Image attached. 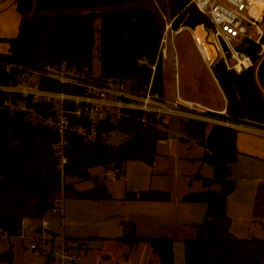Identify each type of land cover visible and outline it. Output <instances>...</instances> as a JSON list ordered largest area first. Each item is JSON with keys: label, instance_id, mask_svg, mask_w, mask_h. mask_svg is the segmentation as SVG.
Masks as SVG:
<instances>
[{"label": "trees", "instance_id": "obj_1", "mask_svg": "<svg viewBox=\"0 0 264 264\" xmlns=\"http://www.w3.org/2000/svg\"><path fill=\"white\" fill-rule=\"evenodd\" d=\"M15 1L21 16L19 33L8 41L9 53L0 54V59L36 70L65 65L84 81L104 84L130 81L133 90H143L152 82V92L164 96L163 62L159 56L164 24L153 10L52 15L63 10L144 0H40L36 19L31 0ZM187 3L188 0L175 3L173 14ZM186 13L189 18L183 27L206 23L202 20L205 17L195 7L188 8ZM184 18L182 15L177 19L175 28ZM98 21L99 27L96 26ZM208 23L212 28L209 20ZM261 44H264V38ZM261 44L244 41L237 47L252 60L253 67L238 74L228 70L224 61H220L215 66V74L228 99L229 120L264 128V53L261 54ZM95 57L100 62L98 75L93 74ZM153 66L155 70H152ZM20 74L19 70L7 73L0 68V84L17 83ZM40 89L70 94L85 92L84 88L62 84L45 76L40 77ZM7 101L16 108L7 106ZM22 103L27 110L19 109ZM77 109L74 103L65 106L70 125L81 129L86 136L96 134L97 140L92 142L82 134L68 133L65 147L68 162L62 168L60 157L53 149L54 144L60 141L59 134L38 121L39 117H55V106L33 102L32 97L0 91V233L7 238L21 236L24 221L45 219L57 198L63 197L64 201L112 200L98 178L93 179L91 169L103 167L108 170L111 167L118 178L128 161H141L149 166L154 164L158 156L157 144L164 136L160 129L161 118L154 115L144 118L140 112L125 111L117 126L111 123L110 116L94 124L85 113L81 117L75 116ZM115 129L125 137L118 146L103 136ZM208 131L209 135L203 142L206 148L203 159L213 167L215 177L204 182L206 188L218 183L221 190H206L184 198L185 202L207 206L205 220L197 226V236L184 241L185 264H264V239L234 236L226 212L228 196L235 189L231 165L237 160V132L217 125L208 127ZM68 178L80 181L93 179L95 187L78 191L74 185L66 183ZM152 198L168 202L171 196L158 192ZM142 247L150 250L152 264H174L173 239L141 238L135 234L105 239L101 249L94 251L93 258L102 264H125L137 259ZM6 255L9 254L0 255V262ZM10 257L12 260L11 254Z\"/></svg>", "mask_w": 264, "mask_h": 264}, {"label": "rangeland", "instance_id": "obj_2", "mask_svg": "<svg viewBox=\"0 0 264 264\" xmlns=\"http://www.w3.org/2000/svg\"><path fill=\"white\" fill-rule=\"evenodd\" d=\"M178 1L179 0H144L143 2L99 8L63 10L57 13H53L52 15H81L87 13L104 14L149 8L157 14L160 22L164 24V30L166 29V25L171 22H173V27L175 28L174 24L176 21H178L177 19H179L180 16L184 15L185 18L182 23H180L178 28H175L179 29L181 26H183L189 16L186 13L187 5L185 7L184 5H182L178 12L173 14L172 8ZM202 20L206 23H203L196 27L186 26L184 27L185 30H183L182 33L173 38L169 35V58L163 62L164 74L167 80V94L169 97L170 94H175L174 78L175 72L177 71L178 76H180L181 78V93L183 96L185 95L186 91L190 94H197L198 92H200L202 94V97H205V99L207 98V100L208 98L211 99L212 104L219 105L222 109L224 107L225 100L219 94V92H216V88L213 87L208 68L203 63L200 54L198 53L196 40L193 38L192 32L190 31V29H193L194 33H196V30L198 29V33L202 36V38H204L205 40L207 39L213 41L214 39L212 37V28L208 23V19L205 18ZM99 24V21L96 22L97 27H99ZM202 25H205L206 27H203ZM232 44L235 47H238L240 45L237 42H232ZM96 45H99V41L96 42ZM217 53V50H214L212 57V59L216 61V64L220 61H223L222 55H219V53ZM175 55H177L179 69H175ZM93 68V74L98 75L100 72V62L97 57L94 58ZM38 81L39 79L37 77H32L28 85L32 86L33 88L40 87L38 86L40 85ZM198 88L200 90H198ZM56 108H58V106ZM209 115H212L211 118L215 121H221L224 123L229 121L228 116L226 117L216 113H209ZM194 119L196 121H201L196 118ZM175 121L181 125V127L176 128V122H174V125L176 127L173 125L174 127H171L169 130L170 132H173L171 133V135L174 136L173 138H175V142L173 143L175 150L170 151L168 142H166L165 140H160L158 145V152L161 154V158L157 166L150 167L143 162H126L123 166L122 175L119 176L118 181L115 182L113 181L112 175L109 174L110 172H112L113 174L116 173L112 171L111 167L108 170H105L103 167L91 169V175L93 176V179L98 178L100 184L104 185L107 192L112 196V200L97 203L87 200L66 199L64 201L65 208L62 215L63 217L61 215L47 216V220L51 225L50 228L56 231V226L58 222L61 221L63 227L58 228L60 235H64L65 237H80V240L71 238L72 241H74L73 243H80L81 251H77V254L80 257V261L78 262V264L90 263V260L94 255L93 251L100 248L101 242L104 239L103 236H106L107 238H123L124 236L130 234H135L138 237L152 234L153 232H155V230L153 229V225L148 226L150 220L155 221V223L156 221L160 220H162L163 222L167 221L168 223L173 222L174 224L179 222V224H176L178 225V228H174L175 230H173L174 233L164 232L163 234H161V236H165L163 238H174L173 241L177 249V254L180 253V248L181 253L184 254L183 240L192 239L197 236V227L190 224V221L185 218L187 217V215L192 216L191 218H189L190 220H193L195 224L202 225L205 220L204 211L206 212L207 210L206 204L201 205L203 208L195 206L196 208L194 209V212H192L193 214L191 213V215L189 213V210L186 208V205L182 202H179L178 204H173L171 203V201L160 202L154 200L152 197L155 193H157V188L160 187L164 188L163 191H165L166 193L171 192L173 197L177 195L180 196L184 192H200L204 190L202 183L199 181H195L193 184H191V186H186L184 184V180L188 179L186 175H188L190 170H192L193 168L192 164H187V162H189L190 156L192 158H201V156H203L205 151L203 142L206 141V137H204V130L208 126L210 127L217 124H215L214 122L210 123L201 121V126L196 124H193L191 126L188 121ZM192 127H195L197 130L195 132V137L194 135H192ZM163 129L164 131L166 130V128ZM180 138L184 139L180 141ZM124 139L125 137L123 135H112L110 143L112 145H118V143L123 142ZM185 149L190 150L186 151ZM162 161H164L163 165L160 164L162 163ZM182 163L184 164V168H181ZM208 169L210 171L209 175H211V168ZM106 172L108 173V175H105ZM161 172L165 173L161 174ZM93 179L88 181H80L68 178L66 179V183L74 185L75 189H77L78 191H85L95 186ZM237 182L238 184H242L239 179H237ZM213 189L216 191H220L221 188L219 185H216L213 187ZM143 191L151 192V198L148 201L137 199V197H139L140 195L139 193ZM238 195L239 200L242 195ZM259 199V209L262 208L261 214H263L264 192L262 191V189L259 193ZM236 202L237 200H234L233 203ZM174 205L176 206V208ZM199 209H201V213L199 212ZM165 215H170L172 217L170 220H168L166 219ZM178 216H180L179 219ZM158 218L161 219L155 220ZM257 221H259V224H261L260 222L262 221V218H256L253 223ZM97 223H100V226L96 225ZM39 226L40 221L31 220L23 227L24 239L1 238L0 255H9H6L4 260L0 262V264H52L51 261L48 262L47 255L38 251H32L30 248V238L31 236H34L35 230ZM233 229H236L235 226ZM261 229L257 228L256 230H258V232L244 234V236H246V238L248 239H264V228ZM233 233L236 236H239L235 231ZM70 237H68L69 240ZM10 254L13 257L12 260H10Z\"/></svg>", "mask_w": 264, "mask_h": 264}, {"label": "built area", "instance_id": "obj_3", "mask_svg": "<svg viewBox=\"0 0 264 264\" xmlns=\"http://www.w3.org/2000/svg\"><path fill=\"white\" fill-rule=\"evenodd\" d=\"M192 7H195L211 23L215 47L220 53L219 55H222L228 70H233L240 74L242 71L254 66L252 60L246 54L239 51L232 42L239 44H242L244 41L255 42L257 44L262 43L264 38V0H189L186 9ZM183 30H185L183 26L175 29L173 22L166 25L159 50L162 62L168 59L169 35L173 38L182 33ZM190 31L197 42L199 50L202 52L204 58L207 59L200 38L192 29ZM219 38L223 39L229 49L231 61L233 62L232 65L229 64L225 57ZM261 47V54H263L264 44H261ZM174 61H177L176 55L174 56ZM141 63L146 62L142 61ZM0 68L7 73H10L12 70L21 71L17 83H10L9 85L0 84V91L21 95L24 98L32 97L33 102L52 103L55 108L58 106L55 117H39L38 121H42L44 125L49 126L59 134L60 141L54 144L53 149L56 151L58 157H60V166L62 168L68 162L65 154L68 133L75 132L82 134L92 142H96L97 140L96 134L86 136L81 129L70 125L68 117L65 114V106L69 103H74L78 107L74 112L75 116L81 117L85 113L94 124L102 120L105 121L110 116L111 123L117 126L125 111H135L142 113L144 118L147 115H154L157 118L183 116L210 123L214 122L217 125L233 130L247 127L246 124H237L231 120L226 123L215 121L209 113H216L227 117V110L220 112L213 111L200 103L181 98L178 93L175 101H165L158 94L152 92V82L143 90H133L132 88L129 89V86L125 82L104 84L84 81L83 77L75 71L67 69L65 65L61 68L47 67L45 70H36L0 59ZM155 69L156 67L153 66L152 70ZM41 76L58 80L62 84H72L73 86L84 88L85 92L84 94H70L42 90L40 87L33 88L28 85L32 77H37L40 84ZM6 105L11 109L16 108L11 101H7ZM19 109L27 110L24 103L19 106ZM143 121L145 122L146 119ZM256 130L264 135V128L257 127ZM112 135L121 134L118 129H115L112 133L103 136L111 138ZM109 174L112 175L113 180H116V173L110 172ZM63 213L64 199L60 197L55 200V205L50 210L49 215L62 216ZM2 237L7 236L0 233V238ZM30 239L31 250L47 255V258L53 264H78L80 261V257L77 254V251H81L80 243H73L74 241L71 238L69 240L64 235L53 233L47 218L40 221V226L35 230L34 236H31Z\"/></svg>", "mask_w": 264, "mask_h": 264}, {"label": "crops", "instance_id": "obj_4", "mask_svg": "<svg viewBox=\"0 0 264 264\" xmlns=\"http://www.w3.org/2000/svg\"><path fill=\"white\" fill-rule=\"evenodd\" d=\"M20 22H21V16L18 13L16 1L15 0H0V54L9 53L10 45H9L8 41L17 37V35L19 33ZM204 43H205V46L208 50L210 58L212 59L213 50H215V51L217 50L215 47L216 45H215L214 41H212V40L210 41L207 39L206 40L204 39ZM213 44H214V47H213ZM196 47H197L198 53L200 54V57H201L203 63L208 68V72L211 76L213 87L216 88L215 89L216 92H219V94L225 100L224 107L221 109L219 105L212 104V100L209 98H208V100H207V98L205 99V97H202V94L200 92H198L197 94H190L189 92L186 91L185 95L183 96L181 93V88H182L181 87L182 86L181 78H180V76H178L177 71L175 72V78H174L175 94L174 95L170 94V97H169L167 94V89H166V83H167L166 81L167 80H166L165 74H164V65H163L164 96L161 98L164 99L165 101H175L176 97H177V93H178L181 98L188 100V101L200 103L201 105H203V106H205V107H207L213 111L220 112L223 110H227V105H228L227 97H226L222 87L220 86L219 81L214 76V73L212 72V69L210 68V66L208 64V62H209L208 59H205L202 52L199 50L197 42H196ZM176 57H177V55H176ZM168 58H169V51H168ZM213 62L215 65L218 64V63L216 64V61H214V60H213ZM178 66H179V64H178V60H177L175 62V69H179ZM125 83L128 86L130 85L129 89L132 88L131 82L125 81ZM198 90H200V89L198 88ZM161 119H162L163 123L160 126V128L163 131L164 136L160 140L161 141L165 140L166 142H168V147H170V151L175 150L174 146H173V143L175 142V138H173L174 136L171 135V133H173V132L169 131L171 127L175 126L174 125V122H176L175 120H178V121L183 120L186 122L188 121L191 126L193 124L200 125V126L202 125L201 121H196L195 119L193 120L192 118H187V117H183V116H169L166 118L162 117ZM203 123H205V122H203ZM176 126H175L176 128L181 127V125L177 122H176ZM246 126H247L246 128H243V129L240 128V129L235 130L237 132V134H236V148H237L238 153H237L236 162L231 165V170H232L231 179L235 182V189L228 196L227 210H226L227 216L232 221L231 226H230L231 233L234 236H236L233 233L235 231L239 235L236 237L242 238V239H248V238H246V236H244V234H251L253 232L256 233V232H258V230H256L257 228H259V229L264 228V213L261 214L262 208L259 209V206H260V204H259V202H260L259 193H260L261 189L264 192V135L256 130L257 127L251 126V125H246ZM208 127H206L204 130L205 131L204 137H208V135H209V131L206 130V129H208ZM163 128H166V130L164 131ZM191 130L193 132L192 135H194V137H195V135H196L195 132L197 131L196 128L192 127ZM179 131H181V130H179ZM204 137H203V139H204ZM182 139H184V138H180V141ZM121 143H118V145H120ZM185 144H187V143H185ZM118 145H114V146H118ZM158 145H159V142L157 144L158 156L156 157L154 164L150 167L157 166L158 162L161 158L160 157L161 154L158 152ZM203 147H204V144H203ZM204 149H205V151H204L203 156H201V158H192L190 156L189 162H187V164L188 163L192 164L193 168H192V170H190L188 175H186L188 177V179L184 180V184L186 186L187 185L191 186V184H193L195 181H199L202 183L204 190H202L200 192H184L182 195H180V196L177 195L175 197H173L172 193L169 192L171 194L170 195L171 196V198H170L171 203L178 204L179 202H182L183 204L186 205V208L189 210L190 214L192 212H194V209L196 208L195 206H197L199 208H203V207L201 206L202 204L185 202L184 198L186 196H188L190 194H194V193H201V192H204L206 190H210V191H214V192H220V191H216L213 189V187L216 185L220 186V184H218V183H212L209 188L208 187L206 188V186H205L204 181L213 180L215 177V172H214V169L211 165L204 162L203 157L206 153V148L204 147ZM185 150L189 151L190 149H185ZM131 162H141V161H131ZM163 162L164 161H162V163H160V164L163 165L164 164ZM181 168H184L183 163L181 165ZM208 168H211L210 169L211 175H209L210 171ZM90 173L92 174V170H90ZM162 173H165V172H161V174ZM105 175H108V173L106 172ZM190 179H192V180H190ZM237 179H239L242 182V184H238ZM113 181L114 182L118 181V178H116V180H113ZM93 188H91V189H93ZM220 188H221V186H220ZM163 189L164 188L160 187V188H157L156 191H157V193L158 192L163 193V192H165V191H163ZM88 190H90V189H88ZM139 194L140 195L141 194H148L149 199H150L151 192L143 191V192H140ZM238 194L242 195L239 198V200H238V197H239ZM137 199H140V198L137 197ZM140 200H142V199H140ZM148 200H144V201H148ZM234 200H237V202L233 203ZM100 202H103V201H99L97 203H100ZM175 208H176V206H175ZM199 210H200L199 212L201 213V209H199ZM204 213H205V217H206V212L204 211ZM165 217H166V219L170 220L172 216L165 215ZM179 217L180 216H178V219H179ZM191 217L192 216L187 215V217L185 219H188L190 221V224L195 225L197 227L198 224H195V222L193 220L189 219ZM258 217L262 218V221L260 222L261 224H259V221L253 223L254 220H256V218H258ZM47 219H48V217H47ZM159 219H161V218H158L155 220H159ZM29 221H31V220H26L23 224V227ZM57 222H58V220H57ZM176 224H179V222H177ZM176 224H174L173 222L168 223L167 221L163 222L162 220L156 221V223H155V221L150 220L148 226L153 225L154 226L153 229L155 230V232H153L152 234H147V235H143L140 237L141 238L165 237V236H161V234H163L164 232H167V233L173 232L174 233V231H173V230H175L174 228H178L177 227L178 225H176ZM62 225L63 224H61V221H60V222H58V224L56 226L57 231L52 229V228H50V229L52 230L53 233L59 234L58 228L63 227ZM96 225L100 226V223H97ZM234 226L236 229H233ZM165 235H168V234H165ZM22 236H24L23 231H22L21 236L13 237V238L24 239V238H22ZM68 237H70V236H68ZM103 237H104L103 241L105 239H115V238H107L106 236H103ZM2 238L10 239L7 237H2ZM13 238H11V239H13ZM70 238L80 240V237H77V236L76 237L71 236ZM173 240H174V238H173ZM103 241L101 242L100 248H98L97 250L101 249ZM183 241H185V240H183ZM176 250L177 249H176V246L174 244V251H175L174 264H185L184 254L181 253V248H180V253H178V254L176 253ZM94 251H96V250H94ZM150 253L151 252L148 248L144 249L142 247L139 255L137 256L138 258L137 259H131L130 261H128L125 264H152L153 258L151 257ZM102 263H103L102 261L96 262L94 260V258H91L90 263H88V264H102Z\"/></svg>", "mask_w": 264, "mask_h": 264}, {"label": "water", "instance_id": "obj_5", "mask_svg": "<svg viewBox=\"0 0 264 264\" xmlns=\"http://www.w3.org/2000/svg\"><path fill=\"white\" fill-rule=\"evenodd\" d=\"M31 1L33 3L34 17L36 19L38 17V13H39L40 0H31ZM202 26L206 27L205 25H202ZM196 34L198 35V37L200 38V40L202 42V47H203V49H204V51L206 53V57H207V59L209 61L210 68L212 69V72L214 73V76L216 77V74H215V66L216 65L214 64V62L210 58V55H209L208 50H207V48L205 46V43H204V38H202V36L198 33V29L196 30ZM219 42H220V44L222 46V49H223V51L225 53V57H226L227 61L229 62L230 65H232L233 62L231 61V54L229 52V49H228L226 43L223 41L222 38H219ZM216 79H217V77H216ZM139 198L142 199V200H148L149 199V195L148 194H141L139 196Z\"/></svg>", "mask_w": 264, "mask_h": 264}, {"label": "bare ground", "instance_id": "obj_6", "mask_svg": "<svg viewBox=\"0 0 264 264\" xmlns=\"http://www.w3.org/2000/svg\"><path fill=\"white\" fill-rule=\"evenodd\" d=\"M213 46H214V44H213Z\"/></svg>", "mask_w": 264, "mask_h": 264}]
</instances>
